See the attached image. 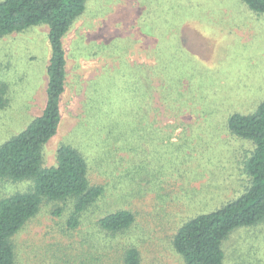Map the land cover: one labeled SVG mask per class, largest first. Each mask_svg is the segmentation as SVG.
<instances>
[{
    "label": "rangeland",
    "instance_id": "obj_1",
    "mask_svg": "<svg viewBox=\"0 0 264 264\" xmlns=\"http://www.w3.org/2000/svg\"><path fill=\"white\" fill-rule=\"evenodd\" d=\"M48 35L39 25L0 36V145L44 110ZM64 48L61 123L44 167L70 144L104 193L74 228L66 202L44 200L12 237L16 264H125L132 246L140 264H185L178 229L248 183L254 144L227 120L264 99V15L242 0H88ZM33 184L0 178V200ZM121 209L136 220L109 235L98 222ZM224 250V264H264V221L233 231Z\"/></svg>",
    "mask_w": 264,
    "mask_h": 264
},
{
    "label": "trees",
    "instance_id": "obj_2",
    "mask_svg": "<svg viewBox=\"0 0 264 264\" xmlns=\"http://www.w3.org/2000/svg\"><path fill=\"white\" fill-rule=\"evenodd\" d=\"M242 1L251 11L264 15V0ZM87 2L0 1V36L47 25L52 50L47 66L43 112L33 118L24 130L0 145V178L34 181L29 190L0 200V264H16L12 237L37 215L44 200L66 202L71 214L68 222L74 228L80 224L85 211L104 193L102 185L91 184L88 161L77 148L63 144L57 153V165L52 167H44L43 156V147L57 133L61 123V99L67 79L64 37L85 12ZM5 95V91L0 90V107L8 101ZM227 125L236 138L254 144L252 152L244 160L248 183L231 200L197 214L178 229L173 245L185 264H224L227 237L238 228L264 221V99L250 113L230 114ZM133 151L137 153L136 149ZM135 220L131 210L121 209L104 215L98 224L109 235H118L125 233ZM124 263H141L137 247L126 250Z\"/></svg>",
    "mask_w": 264,
    "mask_h": 264
}]
</instances>
